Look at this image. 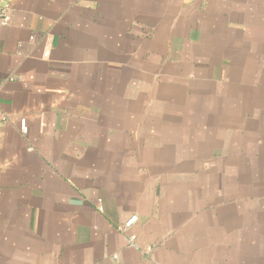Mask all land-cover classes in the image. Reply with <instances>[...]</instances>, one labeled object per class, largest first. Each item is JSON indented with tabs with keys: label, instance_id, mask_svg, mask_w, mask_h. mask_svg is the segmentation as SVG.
I'll list each match as a JSON object with an SVG mask.
<instances>
[{
	"label": "crops",
	"instance_id": "crops-1",
	"mask_svg": "<svg viewBox=\"0 0 264 264\" xmlns=\"http://www.w3.org/2000/svg\"><path fill=\"white\" fill-rule=\"evenodd\" d=\"M2 11L0 264H264V0Z\"/></svg>",
	"mask_w": 264,
	"mask_h": 264
},
{
	"label": "built area",
	"instance_id": "built-area-1",
	"mask_svg": "<svg viewBox=\"0 0 264 264\" xmlns=\"http://www.w3.org/2000/svg\"><path fill=\"white\" fill-rule=\"evenodd\" d=\"M1 16V22L4 24L8 21L9 17L7 16V14L2 11L0 13ZM20 131L25 133L27 131V126L25 123L24 119L20 120ZM99 210H101V208L99 207ZM137 220V216H131L130 218H128L123 224L122 226H120V230L122 232H126L128 231V229L133 225V223ZM135 236L133 234H130L128 237V242L130 246H136L135 242Z\"/></svg>",
	"mask_w": 264,
	"mask_h": 264
}]
</instances>
